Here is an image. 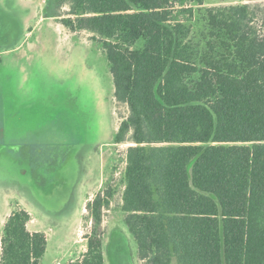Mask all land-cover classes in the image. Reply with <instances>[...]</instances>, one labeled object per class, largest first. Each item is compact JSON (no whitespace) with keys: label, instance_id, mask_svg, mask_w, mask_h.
<instances>
[{"label":"trees","instance_id":"1","mask_svg":"<svg viewBox=\"0 0 264 264\" xmlns=\"http://www.w3.org/2000/svg\"><path fill=\"white\" fill-rule=\"evenodd\" d=\"M186 1L49 0L68 7L49 16L100 43L127 107L113 141L131 144L121 208L140 262L264 264V32L248 4ZM113 195L87 204L86 252L69 264H104ZM30 220L7 217L0 264H40L46 236Z\"/></svg>","mask_w":264,"mask_h":264},{"label":"rangeland","instance_id":"2","mask_svg":"<svg viewBox=\"0 0 264 264\" xmlns=\"http://www.w3.org/2000/svg\"><path fill=\"white\" fill-rule=\"evenodd\" d=\"M244 2L263 33L264 0H203L205 7ZM49 3L0 0V238L10 213L26 210L29 231L46 236L40 264H69L86 252L87 204L110 187L104 264H142L121 208L131 144L113 141L127 107L115 101L100 43L66 30L49 14L60 18L68 7Z\"/></svg>","mask_w":264,"mask_h":264},{"label":"crops","instance_id":"3","mask_svg":"<svg viewBox=\"0 0 264 264\" xmlns=\"http://www.w3.org/2000/svg\"><path fill=\"white\" fill-rule=\"evenodd\" d=\"M242 4H247L246 2L242 3Z\"/></svg>","mask_w":264,"mask_h":264}]
</instances>
